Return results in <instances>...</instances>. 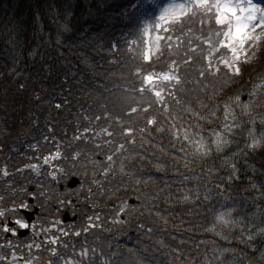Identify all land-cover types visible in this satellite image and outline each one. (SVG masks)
<instances>
[{"label":"trees","instance_id":"1","mask_svg":"<svg viewBox=\"0 0 264 264\" xmlns=\"http://www.w3.org/2000/svg\"><path fill=\"white\" fill-rule=\"evenodd\" d=\"M148 1L0 0L1 202L5 207L22 201L18 182L59 190L60 181L78 176L85 187L78 202L92 210L93 220L83 217L81 235L71 231L63 239L58 252L65 259L73 246L75 251L87 246L98 254L95 264H264V86L256 88L264 85V57L253 70L242 65L240 76L222 70L201 77L207 50L202 39L214 25L202 26L198 15L175 31L179 48L173 42L171 52L165 48L163 56L144 64L133 58L137 54L128 42L136 38ZM196 45L191 63L184 64L185 52ZM172 60L179 62L181 83L168 86L175 95L165 92V113L153 96L133 91L140 87L133 73L137 67L166 71ZM236 96L252 103L246 111L233 105L236 119L230 115L225 121L222 105ZM149 104L148 112L140 110ZM97 115L102 119L95 120ZM153 117L156 123L148 124ZM224 123L237 126L225 134L223 150L198 151L194 134L202 132L210 146L209 131L222 130ZM86 127L93 131L73 140ZM125 128L132 134L124 135ZM253 140L258 145L248 147ZM58 144L55 164L63 175L54 180L43 157L53 155ZM113 153V162L107 161ZM30 163H39L40 173ZM118 204L126 206L125 219L116 218ZM225 208L234 209L235 227L216 222ZM93 222L95 227L82 231ZM49 256L39 264H47Z\"/></svg>","mask_w":264,"mask_h":264},{"label":"snow or ice","instance_id":"2","mask_svg":"<svg viewBox=\"0 0 264 264\" xmlns=\"http://www.w3.org/2000/svg\"><path fill=\"white\" fill-rule=\"evenodd\" d=\"M158 14H153L150 18L143 20L137 27L136 38L128 42L129 51H136V56L133 58H139L144 64L150 65L153 59H159L163 56L164 49L167 48L169 52L173 49L174 33L177 28L183 29L187 21L193 20L198 15L202 18L199 23L203 26L205 24L214 25L211 27L209 32L202 39V44L207 46L206 54H203L204 66L199 70V75L204 77L208 75H217L222 70L226 71L229 76H240L242 73V65L247 64L248 53L252 48H255L259 43L264 40V0L260 2H254V0H167L164 4L154 5ZM259 30V33H258ZM191 32V28L188 29ZM200 39V37H197ZM176 47L179 48L182 44L181 37L175 36ZM191 40L188 44L191 45ZM115 47V46H114ZM200 45L194 47H189L188 51L185 52V59H183L184 64L191 63L193 57L189 53H196ZM179 72V62L177 60H172L166 71L157 72L155 70L147 71L142 67H137L134 70L133 75L139 78L140 87L138 89H133V91L139 94H150L153 96L157 103H162L164 107V112H168V105L165 101V92L169 96H174L175 93L168 86L171 85L172 88L175 85L181 83V77ZM264 85H257L256 88H260ZM256 90L250 94L255 96ZM177 103L179 101L177 100ZM252 100L249 99L248 102L244 103L241 101L239 96L232 98L231 103H224L222 106L224 108V120L227 121L228 117L231 115L232 120L235 121L236 117L233 111V105L241 107L245 111L248 109ZM57 108L61 105L57 104ZM151 104L148 107L142 108L140 110L148 112ZM138 109L136 107L131 108V113H136ZM215 116V113H211ZM103 118H107L106 116ZM87 119V118H85ZM102 117L97 115L95 120L99 121ZM119 120V117L116 118ZM201 119H205L201 117ZM209 124L212 122L209 120ZM148 124H155L156 119L149 118L147 120ZM255 123V122H253ZM264 123V121H262ZM237 125L235 123H224L222 125V130L216 131L215 127L209 131L210 146L204 141V135L202 132H197L194 135L199 136V140L195 143L199 145L198 151L201 149H206L204 154L207 155L211 151V146H214L217 152L223 150V147L227 145L228 140L225 139L226 133H231ZM93 130L90 127L83 129V132H79L74 135L73 140L79 141L85 139V133H91ZM107 136L111 137L114 132L109 131L108 128L101 130ZM143 132V129L140 130ZM133 132L132 128H125L123 130L124 135H131ZM251 134V133H250ZM100 135V133H96ZM47 140L48 137H45ZM185 140L190 139V134L186 133L184 136ZM134 143V141H132ZM106 144L111 146V141H105ZM258 141L253 140L248 147H256ZM71 146V145H69ZM57 151L51 156L43 157V164L48 165L51 160H58L61 156L59 151L60 145L57 146ZM97 148L101 146L96 145ZM124 149V145L121 144L117 148V153ZM106 156V160L113 162V157L117 154ZM76 156L81 155V153H75ZM32 169L39 171V167L36 164L28 165ZM112 167L109 163L108 167L104 169L105 175L108 174ZM121 171L123 172V166H121ZM4 176H8L9 173L5 170ZM55 180L56 175L54 172L49 173ZM188 197L186 196L185 199ZM3 197H0L2 200ZM20 209L28 210L29 205L26 203L20 204ZM120 212H124V206L119 209ZM234 209L225 208L224 211H220L216 214V222L223 225L226 228L235 227L239 221L233 218ZM4 213L0 211V217H3ZM96 219H99L97 216ZM89 221L93 220V217H88ZM122 222V221H114ZM60 223V222H56ZM14 226H9L7 221L3 222L2 231L3 233H10L11 236L19 235L17 227L19 229H29L36 228L35 224L28 221L16 219L13 221ZM55 227V224L52 225ZM95 224H90L88 227L82 229L83 232H88L89 227H95ZM142 227V226H141ZM208 231H214V228L207 229ZM43 232H48L49 229H42ZM61 233L65 236L68 235L63 228L60 229ZM151 231V229H149ZM38 234V233H37ZM217 235L221 233L217 232ZM75 236L79 237L81 235L80 231L74 233ZM222 238H226L223 237ZM249 240L252 236L249 235ZM60 242V237H48L46 238V243L48 245H55ZM12 241L8 240L6 245H0V247L11 246ZM36 248H41V244H35ZM27 247L31 249L33 244H28ZM64 248H68V244H63ZM48 250L53 257H57L61 264H95L97 253L95 249H89L87 246H82L80 252L77 254L75 251V246H73L72 255L65 259L64 254L57 251L54 247H48ZM228 251V249H224ZM6 256H0V260H6ZM17 259H23L22 257H17L15 251L12 253V260L15 262ZM24 264H32L31 259L24 260ZM47 264H53L52 260H49ZM101 264H107L106 261H102Z\"/></svg>","mask_w":264,"mask_h":264},{"label":"rangeland","instance_id":"3","mask_svg":"<svg viewBox=\"0 0 264 264\" xmlns=\"http://www.w3.org/2000/svg\"><path fill=\"white\" fill-rule=\"evenodd\" d=\"M167 0H150L148 1V3L146 5H144L143 9H142V15H143V20L148 19V16L153 15V12H156V14H158L156 8L154 7V5L157 4H164L166 3ZM254 2H260V0H254ZM259 33V30H258ZM175 38H174V41ZM264 57V40H262L259 45L255 48H252L249 53H248V60L249 62L247 64H244V66H246L245 68H248L252 66V68H249L251 70L255 69L256 67L260 66L261 63H259L260 58ZM246 70V71H247ZM166 99V97H165ZM55 160H51V163L46 165L50 168V173L54 172L56 175V179H59L60 175L62 173H60V169L59 167L55 164ZM28 165H31L28 164ZM38 165H40L38 163ZM37 165V166H38ZM41 166V165H40ZM39 167V166H38ZM59 170H57V169ZM63 175V174H62ZM82 180V179H81ZM80 187H76L77 189L74 191H67L64 189V192H58L57 189L56 190H51L49 192L46 191V193L49 194H44L43 192H40L39 194L37 193H30V192H25L23 191V194L25 195L26 193V197L22 199V201L16 203L13 202L11 205L9 206H3V203L0 200V211H2L4 213L3 217H0V245H2V243H5V245L7 244V240L5 239V234L2 231V221H7L9 217H11L12 220H16V219H21V220H25L23 219L21 216H17L16 211H18L20 209V204L21 203H26L29 205V207L33 210V206L29 204L28 199L30 197H34L35 198V206H38L40 209V214L39 216L42 214L44 215L43 217L37 219L36 221H34V223L36 225V228L33 229L31 228L34 232H32L31 234V238L30 239H25V240H17L16 242L13 241L11 246H7V247H0V256H6L7 259L6 260H0V264H24V260L27 259H31L32 260V264H39L40 260H42V256L44 254H50V260H52V262L56 263V258L51 257V253L46 250L48 247H54L57 249L58 248L56 246H58L60 244V242H58L55 245H48L46 243V238L48 237H59L60 236V241L62 238V233L60 231V225L56 222H61L63 223V215L65 213V211L67 210V206L71 205L72 212H75V214L79 215V219L77 221H75V223H77V228H75L76 225H66L64 231H66L67 233L71 230L76 229L77 231H80L81 226H83L82 223V219L83 217L86 218L87 222H91L88 220V216H84L85 214H89L90 217H92V210H86L83 208L82 203L79 202V207L77 209L74 208L75 204L73 202L70 201L71 197H76L77 195L78 197L80 195L83 194L84 192V181L82 180L81 184H79ZM78 185V186H79ZM16 190V189H15ZM50 190V189H49ZM17 191V190H16ZM90 191H94L93 189H91ZM74 194V195H73ZM69 195V196H67ZM62 201H64V204H62ZM62 204V205H60ZM119 205V204H118ZM122 206V205H121ZM126 207V206H125ZM124 212H120L117 216H121ZM12 214V215H10ZM26 221V220H25ZM55 224V227H53L52 225ZM94 224V222H93ZM42 229H49L48 232H43ZM38 233V234H37ZM40 236H42L40 238ZM44 236V239H43ZM28 244H33V247L31 249H29L27 247ZM35 244H41V248H36L34 245ZM6 249V252H4V250ZM10 249H12L13 251H15L16 256L22 257L23 259H17L15 262H13L12 260V250L10 252ZM80 252V250H77L76 253L78 254ZM56 260V261H54ZM60 264V262H59Z\"/></svg>","mask_w":264,"mask_h":264},{"label":"flooded vegetation","instance_id":"4","mask_svg":"<svg viewBox=\"0 0 264 264\" xmlns=\"http://www.w3.org/2000/svg\"><path fill=\"white\" fill-rule=\"evenodd\" d=\"M71 209H72V207L69 206V207H68V211L71 212ZM27 211H32V209L29 207V209H28ZM20 212H21V214H22V218L25 219V216H26L25 212H23L22 210H20ZM3 222H4V221H2V225H3ZM17 231H18V233H19V232L21 231V229H19V228L17 227ZM30 232H31V228H30ZM22 233H23V232H22ZM29 234H30V233H29ZM6 236H7L9 239H11V240H15V239H16L14 236H11L10 233H7ZM17 236H19V235H17Z\"/></svg>","mask_w":264,"mask_h":264},{"label":"water","instance_id":"5","mask_svg":"<svg viewBox=\"0 0 264 264\" xmlns=\"http://www.w3.org/2000/svg\"><path fill=\"white\" fill-rule=\"evenodd\" d=\"M78 183H80V180L78 178H73L70 183L69 186L70 187H75ZM34 216V214H32ZM68 216V215H67ZM29 220H31L32 218H28ZM67 219V218H66Z\"/></svg>","mask_w":264,"mask_h":264}]
</instances>
